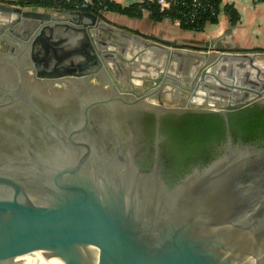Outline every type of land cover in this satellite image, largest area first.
Listing matches in <instances>:
<instances>
[{"label": "water", "instance_id": "1", "mask_svg": "<svg viewBox=\"0 0 264 264\" xmlns=\"http://www.w3.org/2000/svg\"><path fill=\"white\" fill-rule=\"evenodd\" d=\"M0 1V56L20 80L18 91L5 92L10 82L0 76V95L40 115L37 99L70 90L82 111L64 134L48 116L67 112L68 100L46 103L41 136L51 143L32 149L24 142L10 157L3 153L0 264L32 252L55 264H264L262 150L228 146L168 187L157 161L140 169L138 141L117 134L114 115L98 132L88 126L98 106L152 112L147 99L160 95L214 97L222 107L198 112L226 124L227 114L264 103V67L254 63L260 57L209 38L180 49L95 14L27 12ZM143 82L150 85L137 93Z\"/></svg>", "mask_w": 264, "mask_h": 264}, {"label": "flooded vegetation", "instance_id": "2", "mask_svg": "<svg viewBox=\"0 0 264 264\" xmlns=\"http://www.w3.org/2000/svg\"><path fill=\"white\" fill-rule=\"evenodd\" d=\"M2 61L5 64L8 63L4 59ZM0 98L3 99L2 105L5 106L0 108V159L5 152L8 153L6 157H10V152H16V147L22 149L24 142L28 148L32 149L33 147L38 149L39 146L45 147L48 145L47 142L51 143L47 140V136H41L45 118L42 108L46 103L56 105V102L68 100L67 106L70 107L67 112H54L48 116L56 121L57 126L63 125L61 130L64 134L69 132L67 125L75 124L82 118V111L80 113L76 110L79 104L76 103L70 90L68 95L51 97L50 101L37 99L40 115L27 111L18 100L13 105L9 103L11 101L9 97L0 95ZM23 99L27 100L26 97ZM154 99L157 103L152 107V112L130 108L115 113H105V110H100L98 106L96 111L93 110L89 113L90 123L88 126L90 131L98 132L97 127L108 125L107 120L110 115H114V118L119 120L117 134L129 136L134 141H138L140 169L148 171L157 161L160 177L168 187L177 184L191 170L207 166L225 153L228 146L234 148L256 147L264 152L263 131L257 129L248 131L244 127L245 121L237 118L231 120L230 125L227 121L225 124L224 121L223 126L208 128L209 135L204 138H198L195 134L189 139H173L174 124L172 121L186 113L208 114L198 111H205L221 104L214 97L208 95L200 98L201 100L194 98L186 101L160 95ZM198 104H202V107H199ZM252 105L263 106L264 103ZM46 134L51 135L50 131ZM262 167L264 172V163Z\"/></svg>", "mask_w": 264, "mask_h": 264}, {"label": "crops", "instance_id": "3", "mask_svg": "<svg viewBox=\"0 0 264 264\" xmlns=\"http://www.w3.org/2000/svg\"><path fill=\"white\" fill-rule=\"evenodd\" d=\"M108 1L121 10L140 5L138 0ZM218 1L220 13L216 22L214 24H206L202 32L199 33L182 30L168 20H162L159 23L153 22L149 17V12L144 8L140 9L139 18L128 17L114 11L102 13L103 15L98 18L108 25L136 34L144 40L154 36L165 41L176 42V47L180 49L192 42H203L209 38L215 42H221L222 46L228 45V47L243 49L246 54L260 57L254 63L258 62L264 67V0ZM3 3L9 5L7 0H3ZM228 9L237 16V21L234 25L230 23V12ZM23 10L27 12H46L45 10ZM112 74L117 76L115 73ZM122 86L124 89L127 88L125 84ZM145 86L146 84L143 82L136 89H144ZM196 98L200 100L201 97L199 95Z\"/></svg>", "mask_w": 264, "mask_h": 264}, {"label": "trees", "instance_id": "4", "mask_svg": "<svg viewBox=\"0 0 264 264\" xmlns=\"http://www.w3.org/2000/svg\"><path fill=\"white\" fill-rule=\"evenodd\" d=\"M7 3L11 6H16L22 9H30V10H45L48 11H75L73 1L70 0H7ZM216 5H219V1L215 0ZM144 7V5L140 4L139 6L134 5L127 9H119L117 6H114L109 2V11L116 12L121 15H125L128 17L139 18L140 17V9ZM149 12V17L153 22H161L163 20V15L159 14L154 7H149L146 9ZM230 9H228L229 11ZM230 12V23L234 25L237 21V16L235 13ZM228 12V13H229ZM98 17H101L102 13L96 14ZM216 22L215 18H206L203 17L198 22V32L195 31V28L192 26H183L180 28L185 31L199 33L202 32L204 26L206 24H214ZM241 119L245 121V129L253 130H261L264 133V105H252L250 107L244 108L239 111H235L227 114V122L230 125V121L233 119ZM174 124V132L173 139H189L191 136L193 137L195 134L199 137H207L209 135L208 128L210 129L213 126H223L224 120L223 118L216 113H208V114H192L186 113L182 116L178 117L175 121H172ZM201 139V138H200Z\"/></svg>", "mask_w": 264, "mask_h": 264}, {"label": "built area", "instance_id": "5", "mask_svg": "<svg viewBox=\"0 0 264 264\" xmlns=\"http://www.w3.org/2000/svg\"><path fill=\"white\" fill-rule=\"evenodd\" d=\"M146 9L154 7L163 15V20H168L180 27L192 26L198 32V22L203 18H218L219 5L215 0H138ZM75 11L91 14L107 13L109 11L108 0H76L73 1Z\"/></svg>", "mask_w": 264, "mask_h": 264}, {"label": "rangeland", "instance_id": "6", "mask_svg": "<svg viewBox=\"0 0 264 264\" xmlns=\"http://www.w3.org/2000/svg\"><path fill=\"white\" fill-rule=\"evenodd\" d=\"M60 20H67V19H72L73 21L76 20V17L73 16V15H67V14H55ZM3 60V59H2ZM1 60L0 58V76L1 77H6L8 79V81L10 82V85L6 84V86L8 87L6 90H3L5 92H8V91H12V90H16L18 91V87L20 85V80H19V73L18 71H14L15 69L12 68V67H9L7 64H5L3 61ZM146 86L145 87H148V85H150L149 83H145ZM144 87V89H145ZM142 90V88L140 90H137L136 89V92H140ZM147 103L148 104H151V105H156V101L154 99V97H150L147 99ZM223 105L221 104H217L216 107H213L212 110H218L220 107H222Z\"/></svg>", "mask_w": 264, "mask_h": 264}, {"label": "bare ground", "instance_id": "7", "mask_svg": "<svg viewBox=\"0 0 264 264\" xmlns=\"http://www.w3.org/2000/svg\"><path fill=\"white\" fill-rule=\"evenodd\" d=\"M14 264H55V260L46 254L32 252L16 258Z\"/></svg>", "mask_w": 264, "mask_h": 264}]
</instances>
